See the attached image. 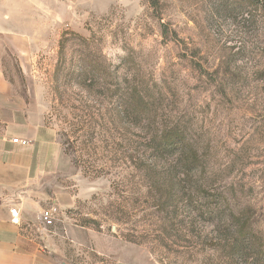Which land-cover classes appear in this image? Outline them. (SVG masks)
Here are the masks:
<instances>
[{"label":"rangeland","instance_id":"374dc122","mask_svg":"<svg viewBox=\"0 0 264 264\" xmlns=\"http://www.w3.org/2000/svg\"><path fill=\"white\" fill-rule=\"evenodd\" d=\"M74 1L28 70L63 152L39 180L40 211L57 207L37 234L41 264H264L263 20L215 0H158V12L148 0ZM67 28L96 32L88 84L77 39L60 42ZM129 85L149 104L141 120L120 114ZM170 127L185 149L154 151Z\"/></svg>","mask_w":264,"mask_h":264},{"label":"crops","instance_id":"0c3cea01","mask_svg":"<svg viewBox=\"0 0 264 264\" xmlns=\"http://www.w3.org/2000/svg\"><path fill=\"white\" fill-rule=\"evenodd\" d=\"M74 3L0 0V264H41L39 180L58 170L63 152L31 93L28 70L35 55L54 45L64 25H70L64 21L77 14L68 9ZM19 79L28 84L24 95ZM14 137L29 144L13 143ZM11 207L19 209V224L10 221Z\"/></svg>","mask_w":264,"mask_h":264},{"label":"trees","instance_id":"16d2710c","mask_svg":"<svg viewBox=\"0 0 264 264\" xmlns=\"http://www.w3.org/2000/svg\"><path fill=\"white\" fill-rule=\"evenodd\" d=\"M149 6L158 12L159 10V2L158 0H148ZM215 10L217 12H228L234 13L235 15H240L241 17L246 16V18L250 17H260L264 22V0H215L214 3ZM161 27L163 32L166 34L168 31L167 26L164 23H161ZM73 35L77 41L79 50L85 52L82 53L80 57L79 70H78V78L80 84H88V81H91L94 78L98 71L100 70L97 66L92 64V59L90 57V53H87L86 49H90L92 46H97L98 42L94 40V35H96L95 31H91V35L89 37H84L77 33L76 31L69 30L68 28L62 31V38L60 42H64L67 40V35ZM62 48V47H61ZM87 86V85H86ZM89 86V85H88ZM121 107H123L122 112H120L121 116H126L128 118H137L141 120V116L145 114L149 109V104L147 101L141 96L139 92V88L137 85H129L128 92L120 97ZM52 131V130H51ZM53 133V131H52ZM53 136L49 138L51 141ZM185 142V136L181 130H178L174 127H170L168 129L162 130L159 135L152 137L150 140L151 147L156 152H168L173 153L177 150L183 152L184 145L182 143ZM180 144L182 146L180 147ZM190 164H193V158L191 159ZM188 165H186L187 167ZM171 193L165 195V198H170ZM248 225V219L245 218L240 223V226L243 230Z\"/></svg>","mask_w":264,"mask_h":264},{"label":"built area","instance_id":"2783aa9c","mask_svg":"<svg viewBox=\"0 0 264 264\" xmlns=\"http://www.w3.org/2000/svg\"><path fill=\"white\" fill-rule=\"evenodd\" d=\"M11 142L20 145L29 144V141L17 137L12 138ZM9 212H10V221L14 224H19L20 223L19 209L15 207H11ZM56 215H57V207L55 204L47 207L46 209H42L38 216V223L40 225V228L47 229L48 227L52 226L54 224Z\"/></svg>","mask_w":264,"mask_h":264}]
</instances>
